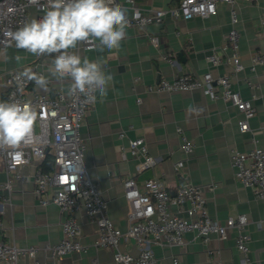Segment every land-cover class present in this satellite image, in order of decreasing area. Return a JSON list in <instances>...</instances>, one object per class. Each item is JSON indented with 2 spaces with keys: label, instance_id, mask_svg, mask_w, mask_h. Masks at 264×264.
<instances>
[{
  "label": "crops",
  "instance_id": "crops-1",
  "mask_svg": "<svg viewBox=\"0 0 264 264\" xmlns=\"http://www.w3.org/2000/svg\"><path fill=\"white\" fill-rule=\"evenodd\" d=\"M134 1L139 11L167 9L177 3V0ZM118 2L126 10V16L131 17L134 9L125 0ZM236 7L237 53L243 65L238 72L233 71L229 62L232 51L227 34L232 25L229 7L225 4H219L216 14L208 17L175 19L167 14L160 24L142 28L127 26V35L119 49L101 50L99 41L92 49H79L81 57L99 61L104 71L114 77L107 96L101 99L97 94V100L80 128L85 143L86 170L99 187L113 223L121 231L128 228L129 206L123 195L122 182L129 176H134L138 184L156 178L171 195L182 183L200 185L204 188L211 218L223 223L230 216L243 214L248 220L249 251L246 256L236 249L234 231H230L224 240L211 236L206 243L187 232L183 247L151 245L160 264H171L174 256L186 264H264V227L260 226L264 219V198H257L251 188L234 178L230 162L233 148L245 151L258 145L264 149V67L256 65L253 71L250 69L253 54L264 49V26L259 24L264 17V0L238 1ZM38 15L35 7L28 8V21ZM149 35L157 38L158 46L148 40ZM212 48L222 55L221 63L216 66L206 60ZM54 55L35 56L16 48L15 43L1 49L0 94H6L7 72H24L33 65L43 69L44 76L49 79L47 88L39 87V90L50 97L58 90L66 91L69 78L57 79L50 74ZM163 56L172 62L163 60ZM208 70L214 77L230 76L232 88L242 98L251 99L256 112L248 121L247 131H239L237 121L241 114L234 106L222 99L210 98L201 89L173 93L148 90V86L162 78L170 80L181 73L201 76ZM246 79L256 83L257 87H249ZM177 128H182L194 144L189 156L179 149ZM121 131L125 133L122 139L118 138ZM138 137L144 139L148 153L157 160L154 167L141 172H136L138 160L120 150L129 139ZM178 160L183 161V166L176 169ZM19 170L24 179L14 184L12 204L6 207L2 216L0 241L20 247H38V264H117L112 250L92 246L96 224L90 218L80 212L61 213L53 203H39L32 180L35 167L25 165ZM5 179L0 157V185ZM170 209L175 210L174 205ZM69 217L78 224V239L86 250L50 258L42 249L60 241L62 222ZM118 247L133 256L138 254L132 238H122ZM19 264H33V260L23 257Z\"/></svg>",
  "mask_w": 264,
  "mask_h": 264
},
{
  "label": "built area",
  "instance_id": "built-area-1",
  "mask_svg": "<svg viewBox=\"0 0 264 264\" xmlns=\"http://www.w3.org/2000/svg\"><path fill=\"white\" fill-rule=\"evenodd\" d=\"M125 1L134 9L131 17L126 16L127 26L134 28L160 24L167 14L175 19L208 17L216 14L219 4L227 5L232 25L227 34L232 51L229 62L233 71L243 69L237 53L236 5L238 1L254 0H179L167 9L149 8L143 11L138 10L134 0ZM115 3L120 5L118 0H115ZM30 6L38 10L39 19L44 15L47 0H39L38 3L34 0H0V50L14 44L11 34L28 21ZM259 24L264 26V17L260 19ZM147 37L154 46H158L155 36ZM95 42L82 43L75 51L79 54L81 48L92 49ZM221 58L222 55L216 48H212L206 56L208 63L213 66L220 64ZM162 59L172 62L166 56ZM256 65L264 67V49L253 54L250 69L253 71ZM27 69L44 75L43 69L38 66H29ZM22 73L18 71L6 73L7 90L5 95L0 94V101L29 103L37 110L38 119L32 133L17 149L0 150L6 174L5 181L0 185V229L5 209L12 204L11 193L14 184L24 179L19 168L33 165L34 193L39 203L42 205L53 203L61 213L68 211L84 213L96 224V238L92 246L94 249L112 250L113 259L117 264H160L151 245L183 247L186 243L184 234L187 232L193 233L194 237L206 243L211 236L224 240L230 231H234L236 249L244 256L247 255L249 235L246 216L243 214L230 216L223 223L211 218L206 208L204 188L191 183H182L175 194L171 195L156 178L146 179L140 184L136 182L134 176L124 179L123 195L129 211L126 217L128 228L121 231L109 218L106 201L94 179L89 176L83 160L85 143L80 128L93 101L79 94L70 96L68 89L58 90L50 97L39 90L34 81L22 76ZM246 83L249 87H257V84L249 79H246ZM195 89H201L210 98H219L234 106L241 114L237 121L239 131L245 132L249 129L248 121L255 115L256 109L251 99L242 98L240 93L232 88V80L228 75L214 77L210 70L201 76L181 73L170 80L162 78L155 85L148 86V90L166 93L191 92ZM176 131L180 137V151L185 156L191 155L194 150L193 142L186 137L182 128H177ZM124 137L123 131L118 133V138ZM120 150L122 154L127 153L138 160L136 172L154 167L157 162L156 158L148 153L146 143L141 137L129 139L126 145L120 146ZM48 153L52 155L51 168L44 170L42 163ZM230 162L234 169V178L251 188L257 198H264V149L258 145H253L245 151L233 148L230 150ZM182 166V160L176 161V169ZM208 188H212V185H208ZM171 205H174L175 210L170 209ZM263 225L264 219L260 221V226L264 227ZM61 230L60 241L54 245L47 244L42 249L50 258L57 259L70 252L79 253L86 250L78 239L79 226L73 217L62 222ZM125 237L133 239L138 249L136 256L119 250V241ZM38 250L36 246L20 247L0 241V264H19L23 257H29L33 264H38L36 259ZM171 264L186 263L174 256Z\"/></svg>",
  "mask_w": 264,
  "mask_h": 264
},
{
  "label": "clouds",
  "instance_id": "clouds-1",
  "mask_svg": "<svg viewBox=\"0 0 264 264\" xmlns=\"http://www.w3.org/2000/svg\"><path fill=\"white\" fill-rule=\"evenodd\" d=\"M127 23L126 10L115 0H47L44 15L25 22L11 38L16 48L32 55L56 54L51 76L70 78L68 95L79 94L94 102L97 94L101 99L107 96L114 77L99 61L81 57L75 49L90 41H99L101 50L119 49ZM21 75L42 89L49 84L46 76L31 69ZM37 119V110L29 103L0 101V150L17 149L32 133Z\"/></svg>",
  "mask_w": 264,
  "mask_h": 264
},
{
  "label": "trees",
  "instance_id": "trees-1",
  "mask_svg": "<svg viewBox=\"0 0 264 264\" xmlns=\"http://www.w3.org/2000/svg\"><path fill=\"white\" fill-rule=\"evenodd\" d=\"M179 0H177L178 2ZM51 163H52V155L50 153H48L45 156L44 162L42 163V168L44 170H49L51 168Z\"/></svg>",
  "mask_w": 264,
  "mask_h": 264
}]
</instances>
